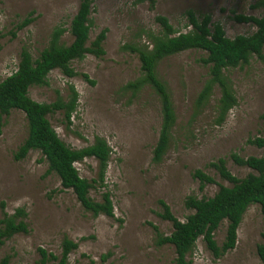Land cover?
I'll use <instances>...</instances> for the list:
<instances>
[{
    "label": "rangeland",
    "instance_id": "obj_1",
    "mask_svg": "<svg viewBox=\"0 0 264 264\" xmlns=\"http://www.w3.org/2000/svg\"><path fill=\"white\" fill-rule=\"evenodd\" d=\"M261 0H156L155 7L135 0H95L90 43L107 29L103 43L105 55L88 54L72 62L77 73L67 77L53 71L48 85L33 86L29 96L39 103H52L56 92L67 97L72 85L79 92V105L68 125L62 112L49 115L58 136L70 147L80 149L103 137L112 149L105 178V188L91 189L90 196L102 201L103 192H110L115 218L94 217L78 201L74 192L62 187L59 177L48 174V164L41 152L31 151L20 161L14 154L28 134L25 114L13 110L3 120L0 134V219L3 211L13 214L25 208L28 233H18L0 245V261L9 264H39V249L57 256L65 238L78 243L69 255V264H174L172 245L159 246L157 232L170 235L173 226L160 217V200L171 212L185 221L193 211L185 207L187 196L212 197L220 185L231 186L210 164L225 158L231 173L244 178L253 171L236 165L230 155L262 156L264 149L249 144V139L264 138V63L257 57L247 65L226 71L238 100L222 124L215 122L220 92L214 96L203 113L189 124L195 99L207 77L208 67L200 63L206 54L190 50L167 58L159 65V75L172 93L177 115L170 147L160 163L153 161L158 141L161 113L157 97L145 89L135 98L121 91L128 82L140 75L137 55L123 51L128 43L141 41L140 29L158 32L155 18L165 16L180 32L187 27L186 12L197 16L209 14L214 24H220L227 37L251 35L257 28L252 23L239 22L238 15L262 17ZM81 0H0V82L13 74L20 54L27 48L36 60L47 47L55 26L69 29ZM32 14L34 21L17 32V24ZM72 36L66 33L62 43L69 45ZM87 74L92 85L82 77ZM81 177L98 179V161L86 158L75 164ZM202 170L216 184L203 189L194 178ZM2 204H5L4 208ZM118 220H121L118 221ZM228 222L223 221L215 232L219 245L225 241ZM264 243V215L259 204L245 212L236 247L221 258H215L201 237L187 259L194 264H262L258 246ZM110 254L105 260L103 256Z\"/></svg>",
    "mask_w": 264,
    "mask_h": 264
},
{
    "label": "trees",
    "instance_id": "obj_2",
    "mask_svg": "<svg viewBox=\"0 0 264 264\" xmlns=\"http://www.w3.org/2000/svg\"><path fill=\"white\" fill-rule=\"evenodd\" d=\"M94 2L95 0H81L69 29L63 24L55 26L47 47L41 51L36 60L27 48L22 49L17 70L0 82V134L4 118L13 110L22 111L27 119L28 134L15 152L14 159L23 160L31 151L41 152L48 164V174H56L62 187L72 190L86 211L91 212L94 217L105 215L115 218L110 192H103L102 201H95L90 196L91 189L96 188L97 185L100 188L106 187L105 178L112 155L107 140L103 137H95L93 144L74 149L58 136L49 120V115L62 112L67 124L72 125L73 114L79 105V92L71 85L66 98L57 91L55 100L49 104L39 103L29 96L31 87L48 85L49 75L53 71L59 70L65 76L72 78L77 76L71 67L73 61H81L88 54L96 57L105 55L103 43L106 40L107 29L102 30L90 43L92 13L95 12ZM145 2L151 9L155 7L156 0H135L136 5ZM257 5L264 7V0ZM186 17L187 27L191 28L186 33L178 31L167 17L158 15L155 18L160 26L158 32L142 28L138 32L141 41L124 44L121 47L123 51L137 55L140 62L139 77L128 82L121 91L130 92L135 98L145 89H150L160 104L161 126L153 150L155 163H160L166 155L177 124L172 93L167 82L158 72L162 61L190 50L206 54L199 61L208 67V77L195 99L189 124L203 113L218 89L220 98L216 105L215 122L219 125L224 123L230 111L238 104L233 84L226 71L243 67L254 57L264 63V16H236L237 21L252 23L257 30L251 35H239L233 39L227 37L220 24L212 22L209 14L199 17L189 10L186 12ZM33 21L34 18L30 14L17 24L15 30L11 32L12 37L15 38L18 31L32 24ZM66 33L73 38L69 45L62 43ZM3 37L0 33V41ZM82 77L92 85L95 84L87 74H82ZM248 143L264 149L262 137L249 139ZM86 158H94L98 161V179L89 181L80 176L75 164ZM230 158L236 165L248 167L253 172L244 178H238L228 169L225 158H219L211 163L210 167L216 169L219 176L231 186L220 185L219 190L212 197L187 196L185 207L193 213L188 215L185 221L175 217L165 201H159L163 210L160 217L172 223L173 231L170 235H163L154 226L157 232V244L159 246L169 244L174 247L176 254L174 264H194L187 257L193 252L201 237L215 258L223 257L236 247L238 229L247 209L253 204H259L264 215V154L259 157H242L232 153ZM194 178L200 182L201 189L208 184H216L215 179L202 170H196ZM4 206L5 204H2L3 208ZM26 217L25 208H18L13 214L3 211V217L0 219V245L18 233L29 232L25 222ZM225 220L228 222L227 233L224 243L219 245L215 240V232ZM77 248L78 243L65 238L59 256L45 249H39L41 256L39 264H69V255ZM109 255L103 256L102 259H107ZM258 255L264 264V243L258 246ZM0 264H9V258L5 257Z\"/></svg>",
    "mask_w": 264,
    "mask_h": 264
}]
</instances>
